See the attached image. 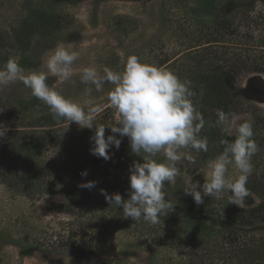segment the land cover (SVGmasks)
I'll use <instances>...</instances> for the list:
<instances>
[{
  "label": "rangeland",
  "instance_id": "rangeland-1",
  "mask_svg": "<svg viewBox=\"0 0 264 264\" xmlns=\"http://www.w3.org/2000/svg\"><path fill=\"white\" fill-rule=\"evenodd\" d=\"M29 2L30 0H0V32H13L25 17ZM237 2L239 3L233 1L228 3L226 10L236 15L235 25L239 27V34L249 36L254 30L263 29L264 23L261 20L257 23L241 22L239 12L245 6L251 10L249 16L256 17L257 14L264 13V0H237ZM194 4V0L59 1L57 11L66 16L67 25L50 36H33L28 49V61L31 65L26 62L23 68L27 71H47L44 66L45 54L59 43L71 44L79 53V58L73 65L75 70L73 77L69 81L59 82L56 77L49 76L47 83L66 98L77 102L85 112L99 108L98 112L92 114L98 121L107 124L106 137L115 135L121 139L119 148L131 150L129 138L120 137L119 133H112L109 127L119 120L118 111L108 100V93L113 86L105 82L101 91H96L93 87L91 93H86V86L80 82L81 69L93 66L98 70L108 67L113 71H122L124 61L131 55L158 67L166 59H171L168 65L175 63V66H178L186 60V56L203 51L204 48H208L209 52L215 51L214 57L229 65L235 58L245 56L249 58L250 55H257L264 50L256 48V40L248 45L240 38L234 43L193 48L197 45L194 42L199 28L195 23L186 21L177 6L184 8ZM81 17L85 19L82 20ZM165 17L172 23L169 28L165 26L167 20ZM234 47L238 50H234ZM3 66L4 64L0 62V68ZM164 67L159 68L164 69ZM253 69L263 70L264 66H254L245 62L243 58L234 65L233 71L237 75L235 81L229 82L230 89L240 96L245 106L249 104L252 109H244L245 111L238 115L240 119L226 132H231L235 136L237 124L246 120L252 123L253 139L258 144L259 151L252 158L254 170L248 179L256 177L264 179V99L262 102L247 103L249 97L247 95L245 97L247 91L259 92L260 87L264 88V74L253 73ZM33 100L40 101L33 97L30 89L20 81L0 87V109H3L0 111V123L6 127L27 126L31 114L23 112L18 102H26L27 105ZM252 112H255L257 118L261 120L258 125L254 124ZM63 126L76 128L74 131L76 140L83 138L84 132L81 130L89 131V128H81L75 122H67ZM180 151L193 152L184 149ZM156 157L159 158V162L165 161L163 152L158 153ZM207 164L196 173L189 174L193 165L182 157L181 161L177 162L181 175L175 184L170 185L174 192L191 200L195 208H199L205 199H209L212 201L210 206L213 212L217 210L224 214L228 207L237 206L227 203L226 195L221 194L212 198L202 194L203 203L197 205L193 197L184 192L190 177L193 182L198 181L200 185L204 183L208 171ZM78 174V169L72 170V175L77 177ZM116 175V182L124 180L122 173ZM228 175L235 179L238 170L232 166ZM64 200L62 194H49L34 199L16 196L0 184V264H184L182 253H179V248L176 246L181 242L182 234L170 224L162 226L168 228L163 231L164 233L155 234L154 224L143 219L136 220L125 230H114L107 226L104 229L105 233L104 230L101 232L104 235L91 240L81 232L75 236L73 232L77 228L79 218L76 220L77 215L69 213ZM257 202V194L249 191V197H246L242 207ZM118 214H123L122 209ZM214 219L218 221L216 216ZM217 224V222L213 223L214 226ZM255 234L261 233L256 231ZM34 244L39 245L41 249L27 251L29 246ZM72 244L78 246L76 248L80 250L67 249ZM55 246L59 248V252L52 250Z\"/></svg>",
  "mask_w": 264,
  "mask_h": 264
},
{
  "label": "trees",
  "instance_id": "trees-1",
  "mask_svg": "<svg viewBox=\"0 0 264 264\" xmlns=\"http://www.w3.org/2000/svg\"><path fill=\"white\" fill-rule=\"evenodd\" d=\"M59 1L66 0H30L25 17L13 32H0L1 63L5 64L10 57H18L22 67H25L23 65L26 62L31 65L28 61V49L33 36H50L67 25L66 16L57 11ZM194 1L195 4L189 7L176 5L183 18L199 28L194 42L197 45L193 48L234 43L240 38L246 44L256 40V48L264 49V28L254 30L249 36L239 34V27L235 25L236 15L226 10L228 3H239L237 0ZM163 10H166L164 6ZM249 13L251 10L243 6L239 12L241 22L257 23L261 20L264 23V13L253 18ZM171 25L167 19L165 26L169 28ZM208 50L204 48L203 51L191 53L178 66L175 63L168 65L171 59L159 64V67L165 66L164 69L174 72L181 80L191 82L194 92L191 99L206 122L200 135L207 138L208 151L197 154L193 150L191 154L196 159L194 163L188 161L193 165L189 174L196 173L223 151L224 146L220 143L222 139L235 138L217 125V110L238 116L244 109H252L249 104L245 106L240 96L230 89L229 82L235 81L237 75L233 71L234 65L243 58L254 66H264V50L249 58H235L229 65L215 58V51ZM234 50L238 48L234 47ZM253 73L264 74V69H253ZM246 95L249 97L247 103L262 102L264 88L260 87L259 92L247 91L245 97ZM18 106L31 115L27 126L7 127L9 131L4 138H0V184L14 195L30 199L49 194L64 195L69 213L76 214V220L79 218L73 232L75 236L81 232L89 239L96 240L104 235L107 226L114 230L131 227L135 221L124 218L123 214L119 215L121 209L114 204L110 205L101 190L108 194L119 193L123 199H128L129 168L134 161L143 163L142 157L131 150L117 149L115 146L108 149L110 159L97 157L90 152L94 146L90 138L95 133V126L89 131L81 130L84 136L76 140V128L63 126L66 125V120L54 119L46 104L33 100L27 105L20 101ZM251 117L254 124L261 122L255 112H252ZM94 123L106 126L107 138V124L97 118H94ZM155 159L159 162V158ZM73 169L79 170L77 177L72 175ZM85 170L87 176H82L81 173ZM118 173L124 176L122 182L115 181ZM87 181H94L95 186L91 189L79 186ZM246 187L248 191L257 194L258 202L247 207L231 206L221 214L217 210L213 212L210 206L212 201L209 199L195 208L191 200L174 192L170 183L165 182L162 190L174 208L160 223L154 224L155 234L164 233L168 228L162 226L166 224L182 234V240L176 246L179 253H182L184 264H264V179H248ZM215 216L218 221L214 219ZM214 222L218 223L217 226L213 225ZM151 229L153 230V225ZM103 230L104 233L101 234ZM256 231L261 234L256 235ZM76 247L78 246L72 244L67 249L80 250ZM40 249L39 245L34 244L27 251ZM52 250L60 251L56 246Z\"/></svg>",
  "mask_w": 264,
  "mask_h": 264
},
{
  "label": "clouds",
  "instance_id": "clouds-1",
  "mask_svg": "<svg viewBox=\"0 0 264 264\" xmlns=\"http://www.w3.org/2000/svg\"><path fill=\"white\" fill-rule=\"evenodd\" d=\"M78 58L79 53L72 45L64 43H59L45 54L47 71H27L19 64L18 57H10L0 68V87L20 81L30 89L33 97L48 106L54 119L75 122L81 128L95 126V133L90 138L94 146L90 152L108 160V149L111 146L119 149L121 139L115 135L105 138L106 126L94 123L92 113L98 112L99 108L85 112L77 102L66 98L47 83L49 76L56 77L59 82L69 81L75 73L73 65ZM79 76L80 82L86 86V93H91L93 87L101 91L105 82L113 86L108 100L118 111L119 120L109 126L111 132L119 133L120 137L127 136L132 153L143 159V163L134 161L129 168L128 199H123L119 193L108 194L104 190H101L102 194L110 205L122 209L124 218L160 223L174 208L162 190L165 182L176 183L181 175L177 162L182 157L192 163L196 159L190 151L180 150H194L197 154L208 151V140L200 135L206 122L191 99L194 95L191 82L181 80L170 70L142 62L135 55L126 58L122 71H113L108 67L98 70L88 66L80 70ZM217 117V125L225 130L232 128L240 119L236 114L220 109L217 110ZM8 131L0 123V138H4ZM228 134L232 135L231 132ZM253 137L250 121L237 124L235 138L222 139L223 151L208 161L204 183L200 185L190 177L184 188L185 194L191 195L197 205L203 203L202 194L212 198L224 194L227 203L242 207L246 197H249L246 185L254 170L252 158L259 151ZM161 152L165 161L157 162L155 157ZM232 166L238 170L235 179L228 175ZM81 175L87 176V171ZM79 186L91 189L95 182L87 181Z\"/></svg>",
  "mask_w": 264,
  "mask_h": 264
}]
</instances>
